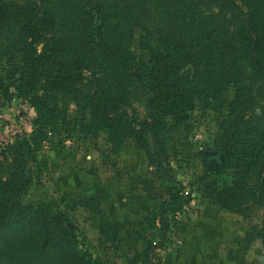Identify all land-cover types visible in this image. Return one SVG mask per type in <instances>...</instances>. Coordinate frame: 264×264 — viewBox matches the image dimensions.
<instances>
[{
  "label": "rangeland",
  "instance_id": "obj_1",
  "mask_svg": "<svg viewBox=\"0 0 264 264\" xmlns=\"http://www.w3.org/2000/svg\"><path fill=\"white\" fill-rule=\"evenodd\" d=\"M33 1L51 13V37L78 35L85 39L83 51L90 67L87 81L92 67L100 72L99 77L106 73L105 95L126 94L130 99L129 116L138 118L145 112L147 95L140 84L128 78L122 65L114 64L113 58L112 64L105 65L110 49L131 51L139 62L144 56V38L156 50L169 47L172 40L187 42V37L207 34L217 26L226 25L233 34L243 22L236 12L225 7L224 0ZM8 26L11 28L4 37L16 42L10 35L14 24L10 22ZM3 45L9 47L10 43ZM231 49L234 55L229 48L228 52L214 53L215 63L210 52L202 54L201 89L208 100L195 102L189 118L174 126L168 144L173 175L192 195V201L171 219L173 244L159 252L162 264H264V241L253 236L262 227L264 210L246 207L247 217L222 211L204 191L210 183L223 187L234 179L222 142L238 90L224 86L226 79H210L219 75L213 63L220 70L223 63H232L236 56L243 55L238 44ZM7 57L5 48L0 47V77L8 72ZM114 57L118 61L122 55L116 53ZM241 64L246 75L242 98L261 99L259 106L245 117L255 133L264 135V96L257 95L247 62L241 60ZM130 72L137 75L138 68L132 67ZM182 72L193 75L195 70L187 66ZM87 81L79 86L80 100L67 105L65 124L49 134L37 160L30 165L32 183L27 199L57 201L76 225L80 242L94 257L105 264H130L147 240H155L156 231L147 218L163 203L170 202L177 185L170 181L158 158L138 148V137L150 141L148 133L131 131L127 120L111 125L106 122L103 109L90 105L88 96L95 91ZM10 83L5 79V87L10 88L8 94L0 91V155L7 145L31 133L36 117L30 100L18 97ZM208 89L214 91L213 95L207 94ZM17 255L12 260L0 253V264L24 263L25 257Z\"/></svg>",
  "mask_w": 264,
  "mask_h": 264
},
{
  "label": "trees",
  "instance_id": "obj_2",
  "mask_svg": "<svg viewBox=\"0 0 264 264\" xmlns=\"http://www.w3.org/2000/svg\"><path fill=\"white\" fill-rule=\"evenodd\" d=\"M224 5L243 20L239 30L233 34L228 26H217L207 34H193L191 39L186 36L187 42L172 40L169 47L156 50L144 38V56L139 62L131 51L123 52L120 47L110 49L104 59L105 65L112 64L113 58L114 64L122 65L128 78L140 84L147 95L145 112L138 118L129 116L130 99L126 98V94L105 95L108 85L106 73L99 77L100 72L92 67L87 81L86 71L90 67L86 63L88 55L83 51L85 39L78 35L51 37L52 15L37 1L0 0V47H4L8 55V72L0 77V91L9 93L10 88L5 87L7 79L17 96L29 99L36 112L31 133L7 145L0 155L2 256L13 260L19 253L25 257L22 264H105L85 249L79 240L76 225L60 209L57 201L24 204L32 183L30 165L37 160V154L49 140V134L56 133L65 124L67 105L80 100L82 91L79 86L87 81L89 88L95 91L88 96L90 105L103 109L106 122L111 125L127 120L131 131L140 135L148 133L150 141L138 137V148L150 157L158 158L170 181L177 185V192L170 202L163 203L156 213L147 218L148 224L156 231L155 240H147L144 249L130 259V264H162L159 252L173 244L171 219L192 201V195L187 194L184 186L174 177L169 162L167 148L174 126L189 118L197 100H208L201 89L203 78L199 73V62L204 58L202 54L210 52L215 63L214 53L228 52L229 48L230 54L234 55L231 47L237 44L243 54L241 58L238 55L232 63H223L224 67L221 65L220 70L213 63L219 75L210 78L226 79L224 86L238 90L237 100L226 121L225 142H222V152L233 170L234 179L231 185L223 187L210 183L204 191L212 204L222 211L247 217L246 207L264 210V135L255 133L245 117L248 111H254L259 106L261 99L252 96L246 100L242 98L246 75L241 64V60L247 62L251 81L257 86V95L263 97L264 0H224ZM10 22L14 24L10 35L16 38V42L4 37L6 30L11 28L8 26ZM145 32L150 33L147 29ZM3 42H9L10 46L5 47ZM114 42L117 44L116 40ZM229 44L234 46L229 47ZM116 53L122 55L118 61L114 57ZM187 66L195 70L193 75L182 72ZM132 67L138 68L137 75L130 72ZM222 90L218 93L221 94ZM136 91H139L138 88ZM206 92L213 95L214 91L208 89ZM169 121H173L174 125H170ZM253 236L264 241V218L262 227Z\"/></svg>",
  "mask_w": 264,
  "mask_h": 264
},
{
  "label": "water",
  "instance_id": "obj_3",
  "mask_svg": "<svg viewBox=\"0 0 264 264\" xmlns=\"http://www.w3.org/2000/svg\"><path fill=\"white\" fill-rule=\"evenodd\" d=\"M28 202H29V200H28V199H26V200L24 201V204L26 205Z\"/></svg>",
  "mask_w": 264,
  "mask_h": 264
}]
</instances>
